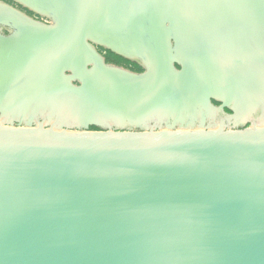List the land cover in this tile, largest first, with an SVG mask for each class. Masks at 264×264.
<instances>
[{"label":"water","instance_id":"water-1","mask_svg":"<svg viewBox=\"0 0 264 264\" xmlns=\"http://www.w3.org/2000/svg\"><path fill=\"white\" fill-rule=\"evenodd\" d=\"M11 1L50 21L0 0V101L66 90L93 115L0 124V264H264V125L89 128L188 104L236 115L245 86L254 106L264 0Z\"/></svg>","mask_w":264,"mask_h":264},{"label":"bare ground","instance_id":"bare-ground-1","mask_svg":"<svg viewBox=\"0 0 264 264\" xmlns=\"http://www.w3.org/2000/svg\"><path fill=\"white\" fill-rule=\"evenodd\" d=\"M120 52V51H118ZM121 53V52H120ZM122 54V53H121ZM125 57H128L130 59L140 61V58L136 55H130V54H123ZM141 62V61H140ZM245 88L242 92V96L239 100H235L232 98V101H230V106L235 109L239 110V108L244 105L246 108L243 113H241L238 116H230L228 113H224L220 107H208L205 105L198 104L197 108H189L188 110L185 108L190 107V105H183V108L181 111L183 112H165L163 115H157L155 113H149L144 118H137V117H128L124 115L120 116H113L110 115L107 118L108 124H116V125H125V126H134L138 125L142 126V129L146 130H199V129H205L203 128V124H205L207 129H221L226 122H231L235 125H242L245 121L249 120L251 123L250 126H260L264 125V95H261L258 98V101L253 106V102H255V98L257 96H254L253 93L248 91V86L243 87ZM63 90V89H62ZM216 98H222L223 96L219 93H214ZM28 96L22 97L20 95L14 94L13 96H6L3 101L0 102V124H3L2 121L6 119L9 122L12 120H19L22 121V123L25 126H30L31 121H37L36 118L33 117V112L38 110V108H42L40 113H45L47 111L46 108L51 107V105L58 104L57 101L62 102L65 101L67 104L71 101L78 100V97L76 94L70 92V91H60L58 94H53V96L47 98L40 95L35 96ZM245 100V102H244ZM15 102L13 106L10 107V102ZM66 104V106H67ZM77 105V104H76ZM79 105V104H78ZM81 106V105H80ZM85 110H78L84 112L85 115H93V112H91L86 107L81 106ZM8 108H11L10 110ZM67 111V109H64ZM62 111L65 112V111ZM7 111H10L8 113ZM39 112V111H38ZM254 113V115H253ZM11 114V115H10ZM182 116V117H181ZM45 117V116H44ZM206 118V119H204ZM207 120V121H206ZM81 121L80 117L78 116V119L69 120V117L65 118L64 121H62L61 124H79ZM206 121V122H205ZM45 123H47V120H44ZM52 127H58L60 124L56 121L54 118L53 121L50 119ZM205 122V123H204ZM40 124V123H39ZM42 125V123H41ZM107 125V124H105ZM228 125V124H227ZM61 126V125H60ZM139 127V126H138ZM62 128V127H60ZM129 128V127H128ZM130 129V128H129Z\"/></svg>","mask_w":264,"mask_h":264},{"label":"rangeland","instance_id":"rangeland-1","mask_svg":"<svg viewBox=\"0 0 264 264\" xmlns=\"http://www.w3.org/2000/svg\"><path fill=\"white\" fill-rule=\"evenodd\" d=\"M3 1H5V2H7V3H9V4H11V5H13L14 7H16L17 9H19V10H21L22 12H25L26 14H28V15H30L31 17H33L34 19H36V20H40V21H42V22H45V21H47V22H49L50 21V19L49 18H47L46 16H43V15H37L36 13H33V12H31V11H29L28 9H26V8H24V7H22L21 5H19V4H17V3H15V2H13V1H11V0H3ZM96 48H97V50L102 54V55H104L105 56V52H106V50H108V49H106V48H104V47H99V46H96ZM107 61V60H106ZM131 62H134V63H136L137 65H139L137 62H135L136 60H130ZM111 63H113V62H111ZM115 64V63H114ZM117 65H120V66H123V67H125V68H127V69H130V70H132V71H135V72H139V71H136V70H133V69H131L129 66H127V65H123V64H117ZM74 84H78L77 83V81H74L73 82ZM4 99V98H3ZM3 99L1 100V101H3ZM0 101V102H1ZM10 102V107L11 106H13L14 105V103L15 102H12V101H9ZM58 102V104H56V105H51V107H49V108H46L47 109V111L45 112V113H40L41 112V109L42 108H38V110L36 111H34L33 112V117L34 118H36L37 119V121L38 122H36V121H31L30 122V125L31 126H44V127H51L52 126V124L51 123H54V122H50V119L53 121V119L55 118L56 119V121L58 122V124H60L59 126H58V128H60V127H62V128H77V129H85V127L84 126H82L81 124H61L62 123V121H64V119L65 118H67V117H69V120L71 121V120H76V119H78V116L80 117V119H82V117L84 116V112H82L83 110H85V109H83L80 105V103H78V101H73L72 102V104H71V101L67 104L65 101H62V102H59V101H57ZM219 103V102H218ZM66 104H67V106H66ZM77 104V105H76ZM79 104V105H78ZM216 105H218V104H216ZM245 105V104H244ZM244 105H242L240 108H239V110H240V112H238V113H236V115H232V114H229V113H231V111L228 109V111L227 110H225V111H223L224 113H228L231 117L232 116H238V115H240L241 113H243L244 112V110H245V106ZM67 109V111H65V113H62V111L64 110V109ZM187 108H189V107H187ZM187 108H185V110L187 109ZM242 108V109H241ZM9 110L11 109V108H8ZM78 110H82V111H78ZM182 110V109H181ZM180 110V111H181ZM188 110V109H187ZM39 111V112H38ZM8 113H10V111H7ZM181 112H183V111H181ZM1 113V112H0ZM11 115V114H10ZM253 115H254V113H253ZM45 116V117H44ZM182 117V116H181ZM204 119H206V118H204ZM44 120H47V123H45L44 122ZM207 121V120H206ZM205 121V122H206ZM204 122V123H205ZM1 123V122H0ZM2 123L3 124H10V125H24L23 123H22V121H19V120H12V121H6V119L5 120H3L2 121ZM40 123V124H39ZM41 123H42V125H41ZM105 124H107V125H105ZM228 124V125H227ZM264 124V123H263ZM204 126H203V128H205V129H207L205 126V124H203ZM249 125H251V123L249 122V120H247V121H245L242 125H235V124H232L231 122H226V124H224L223 126H222V128H228V127H238V126H241V127H245V126H249ZM91 126H95L96 128H92ZM139 126V127H138ZM130 128V129H141V130H146V129H142L143 127L142 126H140V125H138L137 124V126L135 127V125L134 126H125V125H116V124H114V123H110V124H108V123H104V122H100V121H96V122H94V123H90L89 124V128L90 129H122V128ZM156 129V128H155Z\"/></svg>","mask_w":264,"mask_h":264},{"label":"trees","instance_id":"trees-1","mask_svg":"<svg viewBox=\"0 0 264 264\" xmlns=\"http://www.w3.org/2000/svg\"><path fill=\"white\" fill-rule=\"evenodd\" d=\"M105 59L107 62H113L115 64H123L129 66L131 69L136 70V71H142V67L140 65H137L134 62H131L128 59L123 58L122 56L115 54L114 52L110 50H106L105 52ZM217 103V102H215ZM225 110L228 111L227 108ZM92 128H96L95 126H91Z\"/></svg>","mask_w":264,"mask_h":264},{"label":"flooded vegetation","instance_id":"flooded-vegetation-1","mask_svg":"<svg viewBox=\"0 0 264 264\" xmlns=\"http://www.w3.org/2000/svg\"><path fill=\"white\" fill-rule=\"evenodd\" d=\"M214 102H215V101H214ZM216 104H218V102H217Z\"/></svg>","mask_w":264,"mask_h":264}]
</instances>
